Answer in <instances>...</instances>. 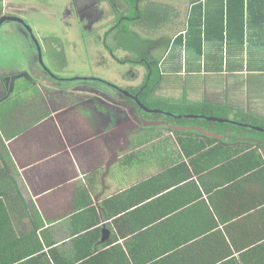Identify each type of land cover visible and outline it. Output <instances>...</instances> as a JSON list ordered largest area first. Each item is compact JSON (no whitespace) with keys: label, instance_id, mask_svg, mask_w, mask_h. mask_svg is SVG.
<instances>
[{"label":"crops","instance_id":"obj_1","mask_svg":"<svg viewBox=\"0 0 264 264\" xmlns=\"http://www.w3.org/2000/svg\"><path fill=\"white\" fill-rule=\"evenodd\" d=\"M188 8H176L178 15L188 16ZM244 67L217 76L203 70L201 81L215 83L205 91L182 70L179 98L219 104L231 86L235 106L249 112L240 95L251 75ZM165 76L162 86H174ZM44 86L36 83L47 94L54 87ZM12 95L5 104L13 109L0 118V170L6 165L17 191L0 182V264H264V140L245 129L231 140L233 117L212 121L225 123L213 128L148 120L105 93L72 90L59 104L40 93L26 103ZM159 99L174 97L149 101ZM124 125L122 136L116 129ZM108 126H115L112 140L99 137ZM147 127L154 132L145 134Z\"/></svg>","mask_w":264,"mask_h":264},{"label":"rangeland","instance_id":"obj_2","mask_svg":"<svg viewBox=\"0 0 264 264\" xmlns=\"http://www.w3.org/2000/svg\"><path fill=\"white\" fill-rule=\"evenodd\" d=\"M194 1L196 0H157L158 3L166 2L167 6L175 7L181 10V12H186L189 5ZM110 3L115 5L120 15L123 16L124 13L126 14V6L122 0H5L1 2L0 16L1 11L3 14L17 16L20 18L19 20H23L25 24L31 28L34 37L42 46L43 63L40 62V55L38 54L35 41L30 38L27 30L25 29L26 36L24 34L22 36L20 32L16 31V25L14 23L10 21L5 23L3 28L0 29V96L3 95L4 87L2 81L4 77L15 74L22 75L15 84L16 86L12 97H21L22 103H26L25 99L32 98L33 96L35 99H38L39 93L42 96H46V100L55 102V98L50 97L46 92L36 88V83L48 85L44 86V90L48 91L49 87L56 84L55 76H58L57 79H60L63 83H66V80L76 79L99 81L102 83V85L98 84L99 87L97 88L99 91L109 94V96L115 97L117 100H119L117 97L122 98L119 86L125 87V89L139 87L141 83L144 82L146 76L145 68L143 66L140 67L139 64L135 66L124 58L127 55L129 59L139 62L142 59L144 60V56H147L146 60L149 62H161L166 56L163 47L167 44V49H169L170 44L168 43L172 42V39L167 36L166 43L165 41H161L159 45H156L157 41L160 42L159 36L161 39L163 32L167 31L168 34H172V37H176L179 30L185 28L186 16H160V19H158L159 21H157V19L150 20L149 23L145 25L146 29L154 30L159 29L158 27L161 26L164 31H160L157 35L155 34L152 37L146 38L145 32L137 28L135 24L136 19H134L135 16H126L125 19L129 21H123L121 16L112 9ZM80 18H85L87 25H85ZM95 23V27L90 26ZM120 23L122 24L121 29L118 27V29L112 30L114 25L117 26ZM129 25L136 29L134 33L137 37L129 38L131 36L128 31L132 30L131 27L128 28ZM19 27L21 28L22 26L19 25ZM117 33L118 38L115 43H112V40L107 42V37L116 35ZM123 33H126L127 36ZM146 39L151 41L149 45L144 43ZM122 50L126 51L122 52ZM169 61L170 59L167 55V65ZM167 65H163L164 67L162 66L160 71H162V73L170 72L168 73L169 77L167 80L177 85L175 86L173 84L174 86H170L168 89L170 91L173 89L175 90L174 92H168L166 86H161V90H159L160 86H158L159 88L155 91V94H163L165 96L172 95V98L174 97V99L178 100L183 90L180 87V83L185 81V77L178 75V73L181 74L182 70L181 72L176 70V73L170 69L167 70ZM172 65L175 67L178 66L174 63H172ZM136 70L140 72V76L137 77V79H133V75L130 71L137 74L138 72H136ZM200 73L197 74L196 71H194L193 74L197 75H190L187 73L186 79L188 83H191V86L201 85L202 79H200ZM25 74L29 77H26ZM51 74H53L54 77L50 76ZM263 75L264 72L251 74L249 79L246 80L248 81L247 86L241 83L245 89L244 92L247 93L246 95L240 93L242 98L247 100L259 96L261 98L264 95L262 87L264 83L261 86ZM163 77L165 79L166 76ZM136 83L139 86H137ZM153 83H155V81ZM230 84L231 82H229V85ZM87 86L94 87V84H87ZM54 87H56V85H54ZM27 91L30 93L23 97L22 93ZM249 91L252 93H249ZM74 92L76 93L77 91ZM254 92L257 93L253 94ZM2 98L0 97V99ZM64 99L63 96H58L57 98L58 101ZM174 99H168L167 101L174 102ZM237 103H239V101H237ZM257 103H259V100H256L255 104ZM135 104H137V102ZM261 104H264V102L261 101ZM13 105L14 104L1 105L0 118L8 111L12 110ZM242 106H244V104ZM52 108L55 109V107ZM158 111L159 113L164 112L155 109L152 112ZM164 113L170 115L168 112ZM233 114H236L235 111L229 112V115H231L230 117H232ZM148 117L150 118L148 120H165L164 115L163 118L159 119H156L154 116ZM204 125L212 126L213 128H221L220 125L210 122H206ZM159 129L160 127L156 128V130ZM154 130L155 129H152V127H147L145 134L153 133ZM227 132L231 135V140H234L237 139L236 136L239 134V128L236 131L234 127L228 126ZM138 139H147V136L139 134Z\"/></svg>","mask_w":264,"mask_h":264},{"label":"trees","instance_id":"obj_3","mask_svg":"<svg viewBox=\"0 0 264 264\" xmlns=\"http://www.w3.org/2000/svg\"><path fill=\"white\" fill-rule=\"evenodd\" d=\"M3 1L5 0H0V3ZM123 1L130 8L126 15L135 16L134 19L137 20L135 24L138 29L140 28L145 32L146 38L152 37L155 34L157 35L162 28L159 25V29H156L155 32L146 29L145 25H147L150 20L157 19V21H159L158 19H160V16H179L175 7L156 4L153 0ZM135 7H138V10L135 11ZM187 13L186 29L183 31L179 30L178 36L176 38L173 37L169 45V49L172 50V52H168L167 55H169L168 57L172 63L178 65L177 67L173 66L170 70L175 72L176 70L180 72L181 70H186L190 75H192L194 71L199 74L205 70L210 73L208 75L215 74L217 76L219 73L225 72V68L227 72L230 73H235L237 70L241 71L243 62L246 61L245 68L248 73L264 72V0H196L191 4L190 9L188 8ZM2 14L3 12L1 11V16ZM121 23L118 25L120 29L122 27ZM3 26L4 24L0 29L3 28ZM128 33L131 36L129 38L137 37L132 31H128ZM123 34L127 36L126 33ZM166 37L162 36L161 39L159 37L160 42L157 41L156 45H159L161 41L166 42ZM144 43L149 45L151 41L146 39ZM164 47L166 48L164 51L167 52V44ZM146 57L147 56H144L143 58L146 60ZM183 59L184 63L181 61ZM155 68V65L152 66L153 73L150 74L145 89L139 93L137 98L138 102L150 110L155 109L175 115H195L197 118L185 117L177 119L174 116H166L164 112L149 116H154L158 119L163 118L164 115L165 119L169 122L179 121L181 123H197L204 125L206 122L209 123L210 121L198 116L230 120L229 117L231 115H229V112L235 111L236 114L232 115L234 122H227L226 124L228 126H232L231 124L235 125L237 120L235 127L237 129L239 128V135H241L242 130L245 129L246 131L254 133L255 136H260V138L264 140V115L261 116L262 112H259L261 108L259 104L261 103L255 104V100H259L256 99L257 97L245 100V102L250 101V104L246 103V105L250 106V111H246V113L245 106H240V108L235 106L237 101L231 87H228L225 91V95H229V98L226 97L227 99L222 100L219 104L211 103L207 100H202L198 103H190L185 98H181L179 101L176 100L178 103L176 101L168 102L164 99H159L160 101H149L156 87V83H153ZM205 76H203V79H205ZM214 84L215 83L210 81L206 83L203 80L201 86L205 91L208 87L207 85L214 86ZM262 87L264 91V86ZM200 89L201 88H199V90ZM244 91L245 89L243 93L246 95L247 93ZM250 92L251 91H249V93ZM255 93L257 92L253 94ZM208 95L210 94L205 93V98H208ZM5 102L7 101L1 99L0 105H3ZM256 106L257 108L255 109ZM213 122L211 121L210 123ZM224 124L220 125L224 126ZM253 126H255V128H253ZM257 128H261L262 130H257ZM4 181H9L14 191H17L16 182L8 172L6 165H4V169L0 170V182L3 183ZM27 256H29L27 252L22 253L18 259L22 257L26 258Z\"/></svg>","mask_w":264,"mask_h":264},{"label":"flooded vegetation","instance_id":"obj_4","mask_svg":"<svg viewBox=\"0 0 264 264\" xmlns=\"http://www.w3.org/2000/svg\"><path fill=\"white\" fill-rule=\"evenodd\" d=\"M123 1V0H122ZM125 4V11H126V13H128V11L130 10V8H129V6L126 4V3H124ZM110 5H111V7H112V9L113 10H115L118 14H119V16H121V18H122V20L123 21H125V22H127V21H129L128 19H125L126 18V14L124 13V15L122 16V15H120V13L117 11V9H116V7H115V5L114 4H112V3H110ZM136 10H138V7H135V11ZM3 16H0V19L2 18ZM10 17V22H12V23H14L15 25H16V31H18V32H20L21 34H22V36H23V34L26 36V33H25V29H24V27H25V25L24 24H22V23H20L18 20L20 19V18H18L17 16H9ZM80 19H82V22H84V24L85 25H87V21H86V19L85 18H80ZM21 21H23V20H21ZM137 21V20H136ZM135 21V22H136ZM86 22V23H85ZM17 25H18V28H17ZM19 25H21L22 27L20 28L19 27ZM183 25V24H182ZM90 26H92V27H95L96 26V23L94 24V25H90ZM90 26H87V27H90ZM115 27V28H114ZM132 28V33H134L135 31H136V29L134 28V27H132V26H128V28ZM115 29H118V25L117 26H113L112 27V30H115ZM29 34V33H28ZM32 35H33V32H31V36H30V34H29V36H30V38L32 39ZM34 36V35H33ZM117 38H118V33L116 34V35H112V36H110V37H107V41L109 40V41H111L112 40V42H115L116 40H117ZM33 41V40H32ZM35 43H36V47L38 48H41V50H42V46L39 44V42H38V40L35 38ZM125 48H127V47H125ZM124 51H126V50H124ZM169 52H172V51H169ZM183 63H184V59L183 60H181ZM130 62L131 63H142V66L145 68V72H146V76H145V79H144V82L143 83H141V85L139 86V85H137V86H139V87H137V88H135V89H129L130 91H131V93H126V91H124V90H121V88L119 89V91L121 92L120 94H122V100L124 99L125 100V103L128 105H126V109L128 110H130L131 112L132 111H135L134 113H138V115H141V116H147L148 117V113L149 112H152L150 109H147L146 107H144V105H142L141 103H139V102H137V104H134V103H136L135 101H134V99H137L138 98V95H139V93L140 92H142L143 91V89H145V87H146V83H147V81L149 80V76H150V74H152L153 72H152V66H154L155 65V70H154V81H155V83H156V87L154 88V90H153V92H152V94H151V96L152 95H157V94H155V91H157V89L159 88L158 86H160V89L159 90H161V86H162V81H163V76H165L166 74H168V73H170V72H164V73H162V71H160V69H158V63H154V62H149V61H147V60H140L139 62H134L133 60H130ZM168 65L169 66H167V69H172L173 68V66H172V61H169L168 62ZM185 72H186V70H184ZM54 74V73H53ZM53 74H51L50 76H53ZM179 74V73H178ZM22 75V74H21ZM17 76H20V74H15V75H12V76H6V77H4V80L2 81L3 83V95H1L0 97L3 99V100H6L8 97H10V94H13L14 93V90H13V88L15 89V84H16V82H17V80L19 79V77H18V79L16 80V82L14 83V87L12 88L11 87V85H12V81H13V79H15V77H17ZM136 76L137 77H139V74H136ZM54 77V76H53ZM56 77V76H55ZM56 84H54V85H56V87H53V89H51L48 93H49V95H50V97H53V98H55V101H56V103L57 104H59V101L57 100V98H58V96H61V95H64V96H66V95H70V93H72V90L73 91H81V92H84V93H86V94H88V95H90L91 93H96L98 96H100L101 95V91H99V89L97 88V87H99V85L98 84H101V82H99V81H93V80H91V79H85L86 81H84V80H80V79H76V80H66L67 82L66 83H63L60 79H57V77H56ZM98 82V83H97ZM92 83L94 84V87H90V86H87V84H90V85H92ZM62 84V85H61ZM76 84V85H75ZM75 87H74V86ZM82 87H85V88H82ZM54 88H56V89H54ZM76 88H78V89H76ZM13 90V92H12V90ZM95 90H97V91H95ZM9 95V96H8ZM125 97H128L129 99H127V98H125ZM6 98V99H5ZM134 98V99H133ZM1 100V99H0ZM138 100V99H137ZM7 101H8V99H7ZM5 104V103H4ZM1 106V105H0ZM60 106V105H59ZM58 107V106H57ZM128 110V111H129ZM109 111V110H108ZM143 112H146V113H143ZM167 113H165V115H166ZM142 119H144V118H142ZM159 119V118H158ZM145 120V119H144ZM123 122V121H122ZM121 122V123H122ZM114 125H116V124H114ZM129 125H127V126H125L124 125V127H122L121 126V128H120V130H123L124 131V133H125V130H127V129H129V127H128ZM115 131V126L113 127H111V126H108V127H106V131L105 132H103V133H101V134H99L100 136L99 137H102V138H106L107 136H108V134H109V137H108V140H112V139H109V138H111L112 136H110L111 134H112V132H114ZM108 132V133H107ZM93 138H98L97 136H93ZM116 142V141H115ZM112 148H114V146H112ZM114 151V150H113Z\"/></svg>","mask_w":264,"mask_h":264},{"label":"water","instance_id":"obj_5","mask_svg":"<svg viewBox=\"0 0 264 264\" xmlns=\"http://www.w3.org/2000/svg\"><path fill=\"white\" fill-rule=\"evenodd\" d=\"M4 21V20H3ZM3 21L2 22H0V25L3 23ZM20 23H22V24H24L25 25V29L27 30V32L30 34V36H31V32H32V30H31V28H29V26H27L26 24H25V22L24 21H21V20H18ZM32 39L35 41V37L32 35ZM36 44V43H35ZM41 52H42V50H41V48H39L38 47V54L40 55L41 54ZM40 62H43L42 61V59H41V57H40ZM25 76L26 77H29L27 74H25ZM18 77H21V75L20 76H17V77H15V79H13V81H12V85H11V87L13 88L14 87V83L16 82V80L18 79ZM12 90V89H11ZM13 90H14V88H13ZM13 90H12V92H13ZM134 99V98H133ZM134 101L135 102H138V100L137 99H134ZM167 116H174L175 118H179V119H182V118H185V117H187V118H197V116H195V115H175V114H172V113H170V115H168V114H166ZM198 117H200V118H202V119H205V120H209V121H215V122H221L222 120L221 119H218V118H213V117H206V116H198ZM223 122V121H222ZM116 132H121V135L123 136L125 133H124V131L123 130H120V129H116ZM117 142V141H116ZM115 141H114V143H116ZM108 146H109V148L110 149H112L113 150V148H112V146H111V143H108ZM115 155V154H114Z\"/></svg>","mask_w":264,"mask_h":264},{"label":"clouds","instance_id":"obj_6","mask_svg":"<svg viewBox=\"0 0 264 264\" xmlns=\"http://www.w3.org/2000/svg\"><path fill=\"white\" fill-rule=\"evenodd\" d=\"M2 18L0 19V22H2L3 20V23L0 25V27L3 25V24H5V23H7V22H9L10 21V17L9 16H11V15H7V14H2ZM25 29V28H24ZM41 59H42V57H41ZM243 64H245L246 65V61L245 62H243Z\"/></svg>","mask_w":264,"mask_h":264}]
</instances>
